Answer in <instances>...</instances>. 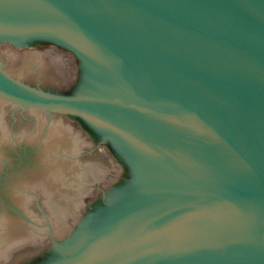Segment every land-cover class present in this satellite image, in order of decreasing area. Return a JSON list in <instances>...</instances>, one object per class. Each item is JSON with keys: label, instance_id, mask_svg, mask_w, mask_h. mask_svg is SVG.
<instances>
[{"label": "water", "instance_id": "water-1", "mask_svg": "<svg viewBox=\"0 0 264 264\" xmlns=\"http://www.w3.org/2000/svg\"><path fill=\"white\" fill-rule=\"evenodd\" d=\"M37 42L75 54L73 93L26 81L56 83L39 74L61 57L21 49ZM0 61V135L6 122L53 160L67 133L71 155L15 161L2 140L1 191L54 187L37 172L46 161L67 203L41 185L46 220L35 196L18 213L1 202L26 197L0 193L1 264L34 243L25 264H264V0H0ZM58 65L70 78L71 62ZM8 103L53 115L13 121ZM54 114L80 118L126 165L94 203L86 187L116 163L102 148L97 166L72 159L88 141Z\"/></svg>", "mask_w": 264, "mask_h": 264}, {"label": "flooded vegetation", "instance_id": "flooded-vegetation-1", "mask_svg": "<svg viewBox=\"0 0 264 264\" xmlns=\"http://www.w3.org/2000/svg\"><path fill=\"white\" fill-rule=\"evenodd\" d=\"M11 47H15V46H12ZM15 49H19L17 47H15ZM21 49H39V51H37L38 53L42 54V55H45L46 57H48V55L50 56H57V57H61V60L63 61H66L67 63L71 62V67L69 72H70V78H68V76L66 75L65 72L68 73V71L66 70H63L62 72H60V70L58 69L59 68V65H58V62H61V60H58L57 63H55L54 61H52V59L50 57L49 58V63L46 65L45 69H44V72L43 74H39L40 77H43L42 79H46L48 77L52 78V77H55L54 78V81L55 82H52L50 84H44L42 81H39L37 83H34L30 80H26L28 82H30L31 84H34L36 86H40L42 88H45V89H48V90H52V91H57V92H61V93H66V94H71L73 93V84H74V81L76 80L77 78V75L79 74V66H78V59L77 57L75 56V54H73L71 51L59 46V45H56V44H53V43H49V42H37L29 47H26V48H21ZM1 62V61H0ZM63 66V65H61ZM65 75H64V74ZM66 78H64V76ZM41 79V80H42ZM53 79V78H52ZM72 87V88H71ZM3 101V100H2ZM9 105H11V114H12V117H13V121H16L17 117L19 115H25V114H29V115H32L33 117L34 116H40V118H42L41 116L42 115H47V116H51L53 114H48L46 112H43V111H36V110H32V109H23L17 105H14L12 103H8ZM54 115H57V116H60L64 119V121H67L69 122L70 125H73L71 126V132L75 135H76V138L78 137H83L84 139H86L88 141V144H84L81 146V148L79 150H77V153L75 155H73L71 158L72 159H76L78 160L79 158H82V157H85V156H90L88 159L91 160L93 163H91V165H94V166H97L95 163L96 161L94 160L95 158V154H94V151L98 148H102L103 152L108 155L112 161H115L116 163V167L115 168H107V173L104 174V177L101 179L102 180V184L99 183L100 179L99 178H94L92 179V184L93 185H89V187H86L89 191V194L92 198V201L93 203L95 202V200L97 199V196H98V193L101 191V189L105 188L107 184H111V183H114L116 181H114V173H117L119 172L120 174H124L126 172V165L123 164L119 158L116 156V154L114 153V150L108 145V144H103V143H99L96 139H95V135L93 134V132L89 129V127L87 126V124L85 122H83L80 118H75V117H71V116H67V115H64V114H54ZM68 130V128H65ZM1 135H0V144L2 143V140L9 145L8 149H10L11 151L8 152V154L10 155L11 158L15 159L16 160H33L35 158H38L39 156V160L40 161H43V160H48L49 162L51 161H55L57 160L58 157L62 158V157H69L71 155L67 154V152H63L62 149H65L64 147H67V142L69 141L68 139V136L66 135L67 133H64L62 136L61 135H58L56 137L53 138L54 142L56 143L57 140H59V142L57 141L56 145L60 144V147L57 148L58 146H56L55 148H53L54 150H57V153H55V156L53 157V160L52 159H49V155L47 154V149H45V147H42L40 144L36 143V142H40L41 139H37V141H33V138L32 137H20V135L18 134H14V132H11L9 130H7V124L6 122H2L1 124ZM9 135H11L13 138H9ZM18 136V137H16ZM16 137V138H15ZM82 139V140H84ZM23 140L25 142L28 141V143H21V145H18V143H20L19 141ZM31 142V143H29ZM61 142V143H60ZM11 145V146H10ZM3 156L1 153H0V157ZM43 157V158H42ZM51 160V161H50ZM34 161V160H33ZM48 162L44 161V163H38L39 166H42V168H38L37 169V172H42V171H45L47 172L50 177L52 178H55V181L58 180L59 183L55 182L54 183V187H52V181H48V180H42L40 178H37L39 179V182L37 183H34V184H30V182H28V184H23L22 186H18V185H15L14 182H10L9 180V185L6 183V185L4 186L3 188V191L0 190V193H4V192H8L10 193L12 196H13V193H17V191L15 190H18L19 194L21 196H24L26 197L27 199V202H22V203H19L17 204V202H13L14 201V197H16V195L13 197L12 199V202L10 200H4V202L2 201L1 202V208L2 210L4 208H12V209H16V211L19 213V210H24V209H27L29 208L30 206L28 205H34L31 203V196H35L38 200V204L36 205L37 208H40L41 211L46 214V212H44L43 208H45V205L42 204L41 200H42V197H41V193L39 192L41 190V185H44V184H49V187H51L50 189L51 190H54V193H56V197H55V201H57L58 203H60L61 206L66 205V201H60L58 200V198H61L59 197L57 194H59V191L60 189L62 190L63 192V189L66 188V185H63V181L65 182V178L59 180V177L57 176H52V170H51V167H49V169H46L45 168V165H47ZM50 164V163H49ZM23 165H26L25 162ZM89 165V164H88ZM59 167V166H58ZM17 171V170H16ZM11 172L14 174L15 173V169L14 170H11ZM18 173L20 171H17ZM61 172V171H60ZM105 172V171H104ZM15 177V176H14ZM25 178L27 180H30L29 178V174L27 176H25ZM57 178V179H56ZM80 181V180H79ZM62 182V183H61ZM95 182V183H93ZM36 184H40V185H37ZM91 184V183H90ZM45 186V185H44ZM108 186V185H107ZM74 187H79V185L75 184L74 183ZM54 188V189H52ZM15 189V190H14ZM40 189V190H39ZM58 197V198H57ZM81 199H83L81 197ZM28 203V204H27ZM73 205L75 204L74 202H71ZM87 205L86 201L83 203H77V210H79V212H83V210L85 209V206ZM58 206V205H57ZM60 206H58L59 208ZM72 207V206H71ZM61 209L63 207H60ZM24 212V211H23ZM27 217H26V223L24 224H28L30 226H32V222L34 220H32L30 218V216L28 214H26ZM47 215V214H46ZM69 220L72 219V217H69L68 218ZM46 220H48V215L46 216ZM37 222V221H36ZM74 222V221H73ZM31 234V233H30ZM38 238H40L41 242H46L47 238H51V235L49 233V235H46L44 233H41L40 235L37 236ZM38 245L40 244H27L26 246H24L25 248L26 247H29V246H32L33 248H35L34 250H31L30 252H35L37 251L38 249ZM47 244H43L42 247H48ZM23 247V248H24ZM23 248L21 249H17V250H13L12 253L10 254V256L7 258V263L8 264H25L27 262V260L29 258H35L36 256H38V254L42 251L39 249V251L35 252V253H31V254H20L18 255L22 250ZM1 264V263H0Z\"/></svg>", "mask_w": 264, "mask_h": 264}]
</instances>
